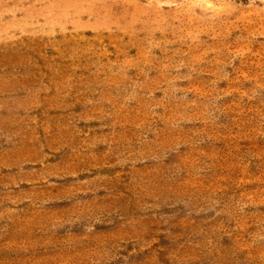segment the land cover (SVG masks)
Returning <instances> with one entry per match:
<instances>
[{
	"label": "rangeland",
	"instance_id": "1",
	"mask_svg": "<svg viewBox=\"0 0 264 264\" xmlns=\"http://www.w3.org/2000/svg\"><path fill=\"white\" fill-rule=\"evenodd\" d=\"M0 264H264V0H0Z\"/></svg>",
	"mask_w": 264,
	"mask_h": 264
}]
</instances>
